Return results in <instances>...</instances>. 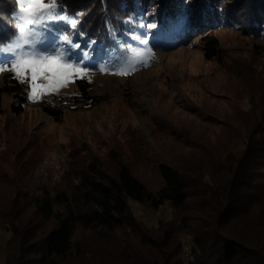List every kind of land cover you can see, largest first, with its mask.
<instances>
[{"label":"trees","instance_id":"obj_1","mask_svg":"<svg viewBox=\"0 0 264 264\" xmlns=\"http://www.w3.org/2000/svg\"><path fill=\"white\" fill-rule=\"evenodd\" d=\"M63 5L70 16L82 14L77 33L84 35L72 38L89 52L86 62L94 69L123 63L117 37L134 15L154 17L162 10L166 20L158 30L163 32L160 40L170 39V45L183 43L190 33H204L208 57L218 52V40L210 34L217 27L264 35V0H63ZM17 9V0H0V47L16 42ZM178 11L188 17L178 21ZM65 31L61 25L47 36L48 45L57 50L55 36ZM76 58H81L79 51ZM75 82L81 94L70 97L94 98L86 80ZM2 87L18 98L19 111L23 85L5 76ZM41 108L56 118L57 109L43 103ZM246 140L235 152L215 154L206 172H196L194 189L184 172L163 162L158 164L163 185L156 192L121 162L112 173L90 162L78 182L77 198L64 193L52 197L61 210L53 208L46 192L19 203L20 195L2 186L0 228L9 232L2 264H264V128L250 130ZM129 200L154 208L167 202L175 212L169 220L146 225L132 214ZM80 225L98 229L100 244L77 246L73 237Z\"/></svg>","mask_w":264,"mask_h":264},{"label":"rangeland","instance_id":"obj_2","mask_svg":"<svg viewBox=\"0 0 264 264\" xmlns=\"http://www.w3.org/2000/svg\"><path fill=\"white\" fill-rule=\"evenodd\" d=\"M159 12L154 17H128L117 37L118 52L125 54L122 64L131 58L124 51L127 45L151 48L154 57L126 76L93 68L95 75L90 72L91 80L85 79L94 97L88 107H54L57 114L52 118L40 101L26 98L23 86L24 101L17 111L18 98L2 89L8 74H0V188L17 192L19 203L43 192L51 199L58 193L75 199L81 175L95 161L108 173L117 162L125 164L152 192L163 185L158 164L167 163L184 172L194 189L196 172H206L215 154L239 150L250 130L264 128V35L217 27L210 34L218 40V52L208 57L204 33H190L177 45H170V39L162 42L163 32L158 30L166 18ZM187 17L177 12L178 21ZM147 24L156 27L149 29ZM47 36L37 32L34 39H43L41 47L55 51L57 45H48ZM136 36L149 39V45L137 43ZM54 94L65 98L81 92L76 82H69ZM128 203L146 225L169 220L175 212L167 202L157 208L147 202ZM52 205L62 209L54 199ZM97 233L80 225L73 239L77 246L94 248L100 244ZM8 237L9 232L0 228V264ZM183 240L190 244L187 237Z\"/></svg>","mask_w":264,"mask_h":264},{"label":"snow or ice","instance_id":"obj_3","mask_svg":"<svg viewBox=\"0 0 264 264\" xmlns=\"http://www.w3.org/2000/svg\"><path fill=\"white\" fill-rule=\"evenodd\" d=\"M18 11L15 13L17 23L13 25L15 43L11 47H0L3 57L0 58V74H8V78L24 86L26 98L30 102H38L44 95L54 94L60 88L66 87L75 80H91L95 75L90 62L89 52L84 51L80 43L74 42L72 35L77 33L80 16H70L63 5V0H17ZM63 25L65 33L55 36L59 47L55 51L42 48L45 41H36L37 32L54 36ZM145 27L155 28V24ZM70 29V32L67 31ZM137 43L147 46L150 41L139 36L133 37ZM91 43H95L92 41ZM67 47H64V46ZM62 49V50H61ZM77 51L81 58H76ZM125 52L131 53V58H126L124 64L109 68L105 65L98 67V71L112 75H129L139 66H147L149 59L154 57L151 48L147 51L136 49L127 45ZM44 80L47 83H38Z\"/></svg>","mask_w":264,"mask_h":264},{"label":"bare ground","instance_id":"obj_4","mask_svg":"<svg viewBox=\"0 0 264 264\" xmlns=\"http://www.w3.org/2000/svg\"><path fill=\"white\" fill-rule=\"evenodd\" d=\"M52 100V94H48L46 96H43V98L40 100L41 103L48 105V101ZM53 102H59V103H55V108H61V107H66V108H70V109H74L77 107V105H82L84 107H88L89 105H91L92 103V99L91 98H72V97H58L56 95H53Z\"/></svg>","mask_w":264,"mask_h":264},{"label":"built area","instance_id":"obj_5","mask_svg":"<svg viewBox=\"0 0 264 264\" xmlns=\"http://www.w3.org/2000/svg\"><path fill=\"white\" fill-rule=\"evenodd\" d=\"M53 95H55V94H52V100L51 101H48V106L51 107V108H54L55 103H59V102H53Z\"/></svg>","mask_w":264,"mask_h":264},{"label":"clouds","instance_id":"obj_6","mask_svg":"<svg viewBox=\"0 0 264 264\" xmlns=\"http://www.w3.org/2000/svg\"><path fill=\"white\" fill-rule=\"evenodd\" d=\"M39 102V101H38Z\"/></svg>","mask_w":264,"mask_h":264}]
</instances>
